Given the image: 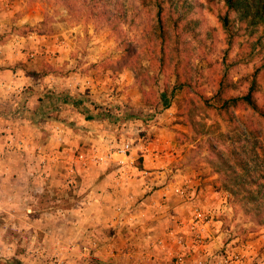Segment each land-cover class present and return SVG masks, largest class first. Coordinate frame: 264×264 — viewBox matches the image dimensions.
<instances>
[{"label": "crops", "instance_id": "obj_1", "mask_svg": "<svg viewBox=\"0 0 264 264\" xmlns=\"http://www.w3.org/2000/svg\"><path fill=\"white\" fill-rule=\"evenodd\" d=\"M6 5L0 0V35L12 12ZM56 46L52 36L39 34L0 41V238L53 240L52 257L65 264L79 253L103 264H223L236 240L225 226L229 221L219 217L201 231V239L191 223L194 206L219 215L230 209L225 191L210 182L214 177L183 166L185 156L169 122L128 121L122 133L133 136L118 142L121 123L110 126L83 95L75 102L81 77L43 72L57 63ZM32 52L29 65L22 64ZM113 83L115 89V78ZM127 139L133 149L126 157L114 148ZM81 152L112 156L84 163ZM52 184L81 194L65 215L40 212L41 192ZM184 185L196 195L193 203L181 194ZM40 247L43 254L32 253ZM5 249L14 253L17 247L9 243ZM44 250L39 243L28 255L39 260Z\"/></svg>", "mask_w": 264, "mask_h": 264}, {"label": "rangeland", "instance_id": "obj_2", "mask_svg": "<svg viewBox=\"0 0 264 264\" xmlns=\"http://www.w3.org/2000/svg\"><path fill=\"white\" fill-rule=\"evenodd\" d=\"M6 2L12 12L6 15L7 27L0 35V41L10 44L12 40H23L35 34L52 36L57 45L53 53L57 63L51 69L47 66L43 72L81 77L76 80L77 89L82 90L79 94L75 92V102L84 96L93 109L104 115L110 126L121 123L118 142L133 136L126 131L122 133L128 121L146 125L169 122L167 125L175 133L185 156L183 166L199 170L210 179L214 177L210 182L228 196L230 209L219 217L229 221L225 226L236 240L224 256L238 255L239 262L234 261L233 264H264V226L247 212L242 201L232 200L211 163L217 158L212 144L224 148L226 143L221 133L232 130L233 123L224 110L216 107L214 100L207 101L227 67L230 74L238 79L252 75L261 66L264 49L252 43L258 40L262 31L254 37L239 36L231 48L219 18L225 8L224 3L221 0H185L183 7L192 4L182 22L185 28L180 27L176 42L167 44L165 48L160 40L154 37L152 40L149 32L153 13L143 10L142 16L124 26L137 48L133 58L134 63H138L135 70L124 64L126 52L117 33L105 18L93 14L87 1ZM182 29L184 34H181ZM23 43L26 46L29 42ZM33 53L27 55L28 62L21 60V63L29 65ZM113 78L116 79L115 89ZM108 89L114 90L112 95L105 96ZM260 98L264 102V85ZM240 113L245 115L246 112ZM139 133L146 134L147 131ZM49 189L41 192V213L63 214L69 210L72 201L75 203L81 199L79 192L74 193V189L65 185L52 184ZM13 236L0 238V264H31L29 261L33 260L35 264H57L52 257L53 240H38L39 236L35 241L29 237ZM9 243L15 244L16 252H7L5 248ZM39 243L45 248V257L39 260L30 258L29 249ZM62 243L67 244L66 240ZM22 257L26 258L23 260ZM74 258L76 261L71 264H103L96 257L80 253Z\"/></svg>", "mask_w": 264, "mask_h": 264}, {"label": "trees", "instance_id": "obj_3", "mask_svg": "<svg viewBox=\"0 0 264 264\" xmlns=\"http://www.w3.org/2000/svg\"><path fill=\"white\" fill-rule=\"evenodd\" d=\"M75 1H87L95 16L105 18L124 46V64L135 70L138 63H134L133 58L137 54V48L128 37L124 26L142 16L143 10L153 13L149 34L152 40L153 37L160 40L166 48L167 44L176 42L180 27L185 28L182 22L188 16L187 11L192 8V4L183 7L185 0ZM221 1L225 8L219 18L229 38L230 47L234 46L239 36L246 34L254 37L262 31L258 40L252 44L260 45L264 49V0ZM183 29L181 34H184ZM262 73L264 57L261 66L247 77L236 79L227 67L214 94L207 97V101L214 100L216 107L224 110L233 123L232 130L221 133L226 146L221 148L215 143L212 144L217 158L211 163L232 200L242 201L247 212L264 226V102L260 98L264 85ZM240 111L246 112L245 115Z\"/></svg>", "mask_w": 264, "mask_h": 264}, {"label": "built area", "instance_id": "obj_4", "mask_svg": "<svg viewBox=\"0 0 264 264\" xmlns=\"http://www.w3.org/2000/svg\"><path fill=\"white\" fill-rule=\"evenodd\" d=\"M115 152L122 154L124 156H128L130 152L133 149V143L131 140H125L122 144L116 146ZM112 154L106 157H101L97 155H92L87 152H81L78 154L79 160L87 163L88 161H95L96 163H102V162H108L111 158ZM77 179L75 177H71L70 180ZM181 194L186 198L189 202L193 203V201L196 199V195L190 190L188 186H182L181 188ZM66 211H63V215H65ZM219 211L216 210H206L200 206H194L193 208V217H192V223H191V229L193 231V234L198 238L201 239V231L206 229L207 227H210L213 222H215L219 218ZM90 245H86L85 249L88 253L91 250ZM35 252L36 255L43 254V249L37 248L36 250H33L32 253ZM226 257V256H225ZM54 260L57 264H65L66 261L59 257L58 255H54ZM240 260V257L238 255L231 256L229 254L225 261V264H233L232 262ZM239 262V261H238Z\"/></svg>", "mask_w": 264, "mask_h": 264}]
</instances>
